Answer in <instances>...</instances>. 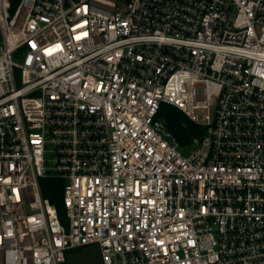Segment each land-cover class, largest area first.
I'll list each match as a JSON object with an SVG mask.
<instances>
[{"label": "built area", "instance_id": "1", "mask_svg": "<svg viewBox=\"0 0 264 264\" xmlns=\"http://www.w3.org/2000/svg\"><path fill=\"white\" fill-rule=\"evenodd\" d=\"M163 103L206 126L188 152ZM90 244L264 264V0H0V264Z\"/></svg>", "mask_w": 264, "mask_h": 264}, {"label": "trees", "instance_id": "2", "mask_svg": "<svg viewBox=\"0 0 264 264\" xmlns=\"http://www.w3.org/2000/svg\"><path fill=\"white\" fill-rule=\"evenodd\" d=\"M158 116L166 121L169 129L177 136L184 148L193 144L196 138L206 131V126L192 121L184 111L169 103L161 105ZM41 184L44 195L53 198L62 218L63 210L66 208L63 199L64 180L57 177H44L41 180ZM81 248L82 246L77 247L79 250ZM69 258L68 254L67 261Z\"/></svg>", "mask_w": 264, "mask_h": 264}, {"label": "rangeland", "instance_id": "3", "mask_svg": "<svg viewBox=\"0 0 264 264\" xmlns=\"http://www.w3.org/2000/svg\"><path fill=\"white\" fill-rule=\"evenodd\" d=\"M16 6V2H14V8ZM13 8V10H14ZM206 109H199V113L203 115ZM184 152H188L190 150L189 147H182ZM46 157L49 159L47 164L49 166H54V161L52 158L54 157V153L49 151L46 153ZM62 220L66 222V209L63 210ZM69 260L65 264H104L103 257L101 254V248L98 244H90L86 246H82L81 250L77 248H73L69 250Z\"/></svg>", "mask_w": 264, "mask_h": 264}]
</instances>
